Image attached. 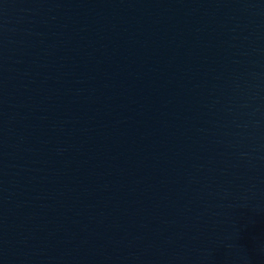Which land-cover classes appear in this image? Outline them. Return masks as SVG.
<instances>
[{"label": "water", "instance_id": "water-1", "mask_svg": "<svg viewBox=\"0 0 264 264\" xmlns=\"http://www.w3.org/2000/svg\"><path fill=\"white\" fill-rule=\"evenodd\" d=\"M0 264H264V0H0Z\"/></svg>", "mask_w": 264, "mask_h": 264}]
</instances>
